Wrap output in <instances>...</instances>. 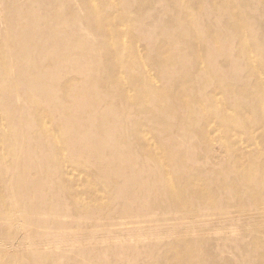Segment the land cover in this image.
<instances>
[{"label": "rangeland", "instance_id": "rangeland-1", "mask_svg": "<svg viewBox=\"0 0 264 264\" xmlns=\"http://www.w3.org/2000/svg\"><path fill=\"white\" fill-rule=\"evenodd\" d=\"M1 1L13 3L14 1L17 0L14 1L0 0V7H1L0 12H2L0 13V54L2 52H10V55L6 59L7 62H9L8 69L10 73H15V75L12 78H9L5 75L3 69L0 67V197L3 199L6 198V196L8 195L9 201H11L12 197L15 196L17 197L18 199L17 202L19 204L17 205L16 202L15 205V202L12 201L10 202L11 204L10 207H12L13 209L17 208L18 213L16 214L15 217L16 219H22L23 217H25L24 220L26 223L25 224L26 230L20 232L17 231L14 232V230L8 229V227L10 226L15 227L16 224L14 223H17V221H13L14 223L12 221L10 223L9 222L7 223V221L5 220L7 219L5 217L6 216L5 209L6 211H8L9 208L7 204L6 206L0 205V215H2L0 216V228H2V230L0 231V240L3 241V244H5L3 246H7V244L12 245L15 243L17 247V249H15L16 251L14 250L15 254L13 251L10 253L4 247L1 250L2 252L0 253L1 255L0 261L5 259L12 261L13 259L14 264H22V263L23 264H54L55 262H62L64 264H109V263L110 264H178L174 260L170 261L167 259L168 256L170 255V252L171 253L174 252L178 254L179 256L178 259H180V256L182 254H185L186 256L184 260H186V264H264V225H263L264 215L257 216L256 219H254L251 216H241L238 218V220L237 218H235L236 221L234 222L211 221L203 226L202 225L197 226L196 224H191L192 220L189 221L190 218L181 220L182 217H185L183 216V213L181 211L182 209H178V207H176L174 204L170 202H168V204L166 203L165 200L167 198H165V196H167L166 195L167 186L164 185H160V187L158 186L157 193L154 196L149 197L150 202H148V200L142 201L143 203L147 202L146 204L148 203L150 204V205L148 204L149 206H147L148 208L150 207L149 208L150 210L148 209L149 211L152 210L153 212L161 213V215L157 216L156 218L162 221L159 224H156L155 222L149 224L152 226L151 228L152 231L151 230L144 231V234L156 233L157 234L156 236H158L159 238L156 239L155 236L149 238L147 240L148 244L139 243V242L137 243V240L133 238H131L130 243L127 242L129 241L128 237L134 233L132 230L128 229L129 226L130 227H142V226L127 224L126 229H124L125 226L119 224L121 223L120 222L121 220L119 219L118 216L119 210L115 211L118 205L117 203L112 202L114 201L113 196H115L118 193L120 186H125L126 188V191L123 193V195L121 194L116 195L117 197L118 196L120 197V198L118 197V201L121 200L119 202L120 204L122 203L121 196H123L125 200L127 199L132 200L131 198L137 195L142 197L143 192H138L139 189L136 191L135 186H133L131 181L127 180L126 177L117 179L115 173L119 168H117L116 165H113L115 167L111 168L112 174L110 172L107 175H105L100 168L99 169L97 168L98 170H96L95 167L89 165L91 163L87 160V157L90 154V149L89 150L86 149L85 144L83 146H80V143L79 145L76 144V146L75 144L74 145L70 144L69 146L70 148L68 149L67 152V149L62 146L60 140H58L60 143L56 139H51L52 141L47 140V138L45 140H42L39 137L35 136L34 133V131L37 132V130L41 131L42 129L47 130V132L48 131L52 132L54 130V132L57 133L58 131L62 130L64 126L67 125L66 122H68L69 125L77 121V124H80L81 127H86V125L83 124L82 121L78 120V118L74 120L75 118L71 119L70 117L71 116L77 117L78 114L82 116V114L86 113L88 109L86 108L84 109L83 107L79 106L77 108L79 110L73 109L74 111L72 110L71 111L72 113L70 112L68 114L70 117H68V115L66 116V114L62 115L61 114V110H62L61 103L63 102L62 100L68 102L73 101L72 98L68 97L67 93L75 84L80 83L77 82L76 80H78L80 74H82L83 71L87 75L89 74V71L91 72L90 74L95 73L94 75L99 76V78L103 82H108L109 81L108 79L111 80L112 79L111 75L113 74V76L116 75L118 79L113 77L114 85H111L112 88L111 90L104 91L103 89H100L99 90L100 97L102 98L105 96L108 97L109 93H110L109 97L111 96L117 97L114 101V105H116V107L120 109L123 108V106L121 105H124V109L122 110H124L125 112L123 113V118L121 119L123 123L122 122L117 123L115 121H111L110 123L106 122L108 125L103 127L105 129L108 128L114 129L116 127L121 129L118 133L114 134V138L116 142H118L117 145L118 149L120 148L119 150L123 152L132 151L135 159L140 163V165L144 166L145 170L148 169L149 171L152 170V172H154L155 175L157 173L156 170L157 168L162 171V168L160 167L161 164L160 163L158 164L157 161L154 160V157L155 155L164 153V151H162L163 147H158V145L156 144V142L159 143L160 141H159V137L156 136V134L153 133V131L147 133L149 131V128L150 129L154 128L155 125L149 122V120L147 119V114L138 111L134 106H132L130 100L129 102L127 101L128 103L125 100L123 101L122 98L120 100L119 95H121V92H123L124 90L121 91V88H119V86H117L116 84L117 82L127 83L128 81L127 74L129 73V71L125 69L126 65L124 64L121 65L122 67H119L118 72L114 70L115 66L117 65L120 66L116 62L118 60L116 56L110 57L111 53L109 52V45L111 44L110 41L114 40L118 44L116 47L117 50L120 52L121 55H124L123 56L124 61L133 64L137 68L143 67L144 69L143 78L146 79L147 82L150 83L152 82V84L156 85L160 90L162 89L165 91L166 89L167 94L169 90V96L165 97V100L170 98L169 101L167 100L168 102H170L169 105L170 106L171 104L180 105L184 109L182 113H180L181 112L180 110H177V113L173 114V116L175 117L173 116L172 118L170 116L166 117V119L163 122H161L167 125L168 123H172V121L170 122V119L172 120L177 119L175 122H178L180 126H183L182 130L178 129L176 135L177 137L179 136L185 137L183 141H180V144H182V146L178 148L179 150L182 151L181 157L182 158L188 157L187 155L190 153L189 154L190 160H188L190 162V165L198 166L202 169L207 168L208 171L204 174L209 175L211 179L220 175L226 180L229 179L228 184L230 183L231 185L233 184L238 185V183L240 182V178L237 176V173L234 172L232 176L228 178L227 176L229 175V165H227L223 169L222 166L214 164L212 157H210L207 161V159H205L204 157V151H203L204 147L200 145L202 144L201 140L203 139V137H205V139L213 138L212 140H220V138H222L220 137V134H223V131L216 128V125L217 124L219 125V123L210 121L212 124L211 127L216 128V130L214 129L215 131L218 132L220 131L219 132L220 134H218L219 137L209 136L208 134L211 133L208 132V130H206L208 127L202 129L199 128L196 136H192L193 130L197 131V129L194 126L189 125L188 122H190V120L188 118H190L191 116L189 115L190 110L189 108L188 110L187 108H185L186 105L190 106L186 104V101H188L187 100L189 97L188 94L190 93L189 89L191 90V88L186 89L185 86H178L177 85L178 76L177 78L172 77L175 72L176 73L181 72L182 74H184L187 71H189L191 69V67L188 66L189 64L188 65L173 64L172 67L175 70L173 68L170 69L172 73L171 76L165 77L164 79L161 80L160 75L162 73V70L160 66L157 65V64L161 65V63L160 62L154 63L151 60V57H156V55L158 54L156 50L158 46L164 43V45L165 44L166 46L169 45L171 48V45H173V43L176 42L177 39H181L182 43L178 46L175 53L177 52L180 55L182 54L185 55L187 53L190 55L191 52L189 49L190 46L194 44H195L194 46H196V44H198V41L194 42L192 39H189L188 37L192 30H195L200 34H203L202 31H204L206 28H210V30L212 31L214 29L223 27L222 22L217 20V17H219L221 13L212 7V4L216 0H195L198 1L196 4L190 3L189 0H114V1L113 0H73L72 1L73 8L71 10L74 12L73 9L76 8L75 5L76 3L81 4L83 8L85 6L86 11L83 12L84 17L82 16L81 21L75 22L73 20V17L71 16L69 17L70 14L69 6H65L63 7L65 9V10L63 9V17L69 19H67L66 24L60 28L64 30L65 36L68 38V41H70L68 48L75 41L73 40L72 36H76L79 39V41H82L80 42L81 43L80 45L82 46L79 53L84 56L82 57L83 59H81L83 63L80 60L81 63L79 62L78 64H75L76 66L66 63L61 64L62 66L61 69L64 70L66 73L63 72L62 74L63 76L62 75L59 76L58 82L60 80L61 82V83L59 82L60 84L58 82L56 84L55 82H52L54 83L51 87L52 95L49 93L48 94L49 98L46 95H44L43 97H37L36 94L42 95L43 93L47 92L46 90L48 86L47 84L46 86L43 84L42 79L49 78L51 76L44 75L43 72H39V73L34 72L33 75L31 76L29 67H27L25 62H28L29 53L32 52L33 48L38 47L40 48V50H42L41 44L49 32L48 29L49 27H51V23L53 25L56 23L57 20L56 18L58 16L57 13L60 12V8L63 4L59 3V1L57 0H20L21 4H18V6H22L23 8L18 7L16 12H12V11L3 12L5 7ZM103 2L111 5L112 7L111 8L104 7V5L102 4ZM123 2H128V5L127 6L122 5ZM95 9H98V12H96L97 10L95 11ZM56 14L57 16H55ZM199 15H201L203 18L201 19ZM255 15L259 17L260 26L264 27V13L262 12V10L261 11L259 10ZM175 18L180 20H187V23L184 25L185 27H181L179 29L177 26L173 25L171 23V20ZM104 20H106V23H104L103 26L104 29H102L104 33L100 34L97 31L98 28L97 26ZM189 21H191L192 25L189 23ZM91 22L93 24H91ZM81 35L85 37L84 39L85 41L82 40ZM259 36L264 37L262 33H260ZM86 41L87 43L88 42L89 43L87 44ZM215 43L218 44L219 41L216 40ZM229 44L230 45L232 44L231 39L228 42V45ZM84 45L86 51H82V49H84L83 48ZM100 45H101V49L99 48ZM16 46L22 47L21 53H19L17 50H14L16 49ZM194 46H192V50ZM217 47H219V44ZM105 48L107 51H105ZM126 48L128 50H126ZM74 49H76V47ZM196 49L199 50L198 48ZM55 50L56 51L62 50V47H57L53 51ZM78 50L79 49L77 48V52ZM200 50L203 53L206 52V48L201 44H200ZM167 51L169 52L167 53ZM82 52L84 53L86 52L85 55L84 53L82 54ZM99 52H101L102 54L100 53L101 55H99ZM171 52L172 51L168 48L162 50L161 53V57H163L162 59L164 58L166 59V57L170 55ZM236 52H237L236 49H234V54ZM100 56H102L103 61L100 58ZM37 57L38 59H36V61L39 65H41L42 64L41 62H43V60L40 59L41 58L40 56ZM42 65L49 66L46 62L43 63ZM66 65L68 68L66 67ZM84 67L87 69H85ZM109 67H111V71L108 69ZM216 68L219 70L220 67H216ZM221 71L222 73L216 74L218 81H222L225 79L223 70ZM101 72L103 73V75ZM136 72L137 75L139 76V72L138 71ZM192 72H195V70H193ZM98 73L100 74L98 75ZM245 73L242 72L238 75L231 76V80L229 79L230 83L231 84L237 83V85L239 86V82H235L234 78L243 76L244 80L242 83L244 84L247 81V76H244ZM158 77L160 78L158 79ZM204 77L205 75H203V78ZM152 78H154L155 81ZM211 78L213 77L211 76ZM38 83H41L40 87H37ZM70 83L72 84L70 85ZM14 85H16V89L12 88ZM59 85L60 87L58 88ZM202 85H205V83H203ZM142 86L147 87L148 85L144 83L142 84ZM115 87H117L118 89ZM219 87L220 86L217 85H213V87H211V85L210 86L205 85L204 89L206 90L204 92L206 93V95H210L213 92H215L214 88L217 89ZM55 88H57L58 90L56 91ZM220 88L221 89L217 90V93H219L218 98L219 100L223 101L222 99L223 94L224 92L226 93L227 91L224 87H220ZM130 91L131 90L129 89L130 98H133L134 93ZM53 95L54 98H56V99L53 98L54 104L51 103ZM55 96H58L59 99H57V97ZM45 97L48 98L49 100L48 99L45 100L46 99ZM141 100L146 101L147 96L142 97ZM46 101H48L49 103H47ZM56 101L58 104H56ZM131 106L134 109L130 108ZM216 107L224 108L225 105L219 104ZM56 108L58 110H56ZM230 108L232 111L231 115H236L237 111L234 110V107L231 106ZM128 109L129 111H127ZM84 110H86V112ZM58 112L60 113L58 114ZM52 114L55 116H53ZM132 116H134L135 118H133ZM244 118L247 119L246 116ZM59 120L60 121L65 120L66 122L64 121L63 123L62 121L60 122ZM140 121H143L145 127H148L147 130L144 132V136H145L144 139L147 140V139H151L152 137L154 138V136H156L155 142L153 140H149L145 142L146 144H148V142L152 143V145L150 144L149 146L151 147L153 151L152 154L154 156L152 155L149 156L150 154L145 153L143 150L144 146L139 141L137 142L134 138V136H136L137 131H132L133 130L132 128L139 127ZM150 124H152L153 126ZM253 128L255 129L254 124H253ZM257 129L259 128H256L257 133L254 131V135L257 136L258 134H264L263 130L261 131L260 129L259 130ZM199 131L201 133H199ZM183 132H185L186 134ZM245 132H246L245 130H241V131L239 130L237 132H234V134L240 137V135H242ZM89 134H91L90 135L91 139L97 138L98 135H104L101 132H97V131L91 132V130ZM181 139L182 138H180V140ZM10 145L13 146L14 149H16L12 153L10 152ZM25 145H31L32 149L22 153L21 149ZM215 145L219 146V144H215ZM61 146L63 147V150L60 155L63 157L65 164L64 162H62L61 156L58 155V149ZM79 146H80L79 150L83 151L84 153L83 155L85 157L84 156L81 157V155L80 156L78 155L79 154L78 152H74L77 150V147ZM213 147L214 145L210 146L209 148H213ZM70 151L72 152V155L70 154L71 153ZM223 152H225V150ZM106 153L111 154L112 152L110 149L109 150L107 149ZM21 156H25L28 158L30 157L32 162L25 163L24 160L23 161L21 160L20 158ZM47 157H49V159ZM219 158L221 159V161L226 160V162H228L227 159L230 157L228 156V158H226L220 155ZM209 161L211 162V164L208 163ZM39 162L42 163L40 164ZM218 162H220V160ZM43 163L45 166L43 165ZM230 163L235 164V162L233 161ZM63 164L66 169L65 171L68 174L67 180L66 179L64 180L66 181L65 184L63 181V177H64L63 175L64 171L62 169ZM81 164H83L84 166ZM87 165L89 166V168ZM42 166L44 168H42ZM55 167H56L55 169L56 171L52 170ZM236 170L238 172L241 171V169L239 168H236ZM54 171L57 174H55ZM96 172L98 173V176L100 175L99 177H97ZM95 174L98 180L96 178H92V176H94ZM36 176L37 177L40 176L43 179V181H45L44 184L45 187H40L35 184L34 179L36 178ZM113 176L114 178H112ZM191 176L200 177L202 176V174L201 172L196 171L193 172ZM105 177L106 178L111 177V178H109L110 179L109 180L106 179ZM144 178H146V176ZM156 178L157 177H154V175H152V178L150 177L149 180L151 182L154 181ZM259 181L262 183L261 180ZM81 182H84L87 185L80 186ZM90 184L93 185L94 189L103 191V193L106 194L102 196L103 199L107 198L106 200L102 201V197H99L97 201L98 203L96 206H97L98 214L100 211L105 213V214L102 213V216L98 215L99 217H96L94 215L95 214L94 212L96 211H94L93 213H89V215L76 212L78 211L77 207L80 206L82 207L87 206L92 208V205L95 204L96 202L94 201V198L92 196L66 194L67 187L71 189H73L74 187V189L79 192H86L88 194H91L88 190V188L92 189ZM249 184H250V180L246 182V185H243L242 188L245 189V192L248 197H249L248 194L251 193L248 188ZM45 190L46 192H50V191H52V193L55 192L56 195L58 196L60 195L61 198H63L65 201H56L51 197H49L47 200H43L40 193L44 192ZM207 190L212 192L209 194L216 195L217 197L218 194H220V192L216 188L214 189L207 188ZM257 192L259 193V195H264V187L261 186ZM61 193L65 197L62 196ZM86 193H82V194H86ZM77 200H79V202ZM107 203H111V204H108L109 205L108 206ZM31 206H37L39 209L31 208ZM167 207H173V208H170V210L168 211H164ZM231 211H237V210L235 208H231ZM19 214H22L23 217H19ZM83 215L86 216L82 217ZM236 215L237 214H234V216ZM86 217L91 218V220L84 219ZM52 218L59 221L58 225L62 226L63 228L62 230L57 228V225L52 222ZM99 218H101V220H97ZM76 220L81 222H77ZM122 220H123L122 222L128 223L130 221L132 222L136 221L137 218L122 219ZM167 220H171V221H167ZM83 221H85V223ZM163 221H167V222L162 224ZM180 221L183 222L186 221L185 225L180 226V228L178 226L177 227L174 226L176 223H179ZM231 224H235L234 227L237 228L236 230L237 232L235 235L231 234L230 228L231 227L233 228V225ZM62 233H64L63 236H61ZM114 237L116 238L118 237L121 241L120 243L121 245L119 244L118 247L115 246L118 249L109 246L112 245L109 244V242L113 240ZM80 238L83 240V242L86 241L90 242V245L86 246L85 248L79 249V244H77V241H80ZM84 239H86V241H84ZM56 242H57L56 247H60V248L54 247V243ZM30 243L34 244L35 246L31 245ZM43 243L50 245L52 248L38 251L35 247ZM125 244L126 246L127 245L128 246L126 247ZM130 244L131 246H129ZM122 245H124V247ZM18 246H27V248L18 247ZM36 258H38V260ZM99 259H102L103 262L105 263L98 262Z\"/></svg>", "mask_w": 264, "mask_h": 264}, {"label": "bare ground", "instance_id": "bare-ground-1", "mask_svg": "<svg viewBox=\"0 0 264 264\" xmlns=\"http://www.w3.org/2000/svg\"><path fill=\"white\" fill-rule=\"evenodd\" d=\"M12 1H14V0H12ZM57 1H59V3H62L63 5L60 8V12L57 13L58 16H57V14L55 15V16H57L56 23L54 25L51 23V27H49V29H48L49 32L41 44L42 50H40V48H38V47L33 48L32 52L29 53L28 62H25L27 67H29L31 76L33 75L34 72H36V73L43 72L44 75H50L51 76L49 78L42 79L43 84L45 86L47 84V86H48V88L46 90L47 92L43 93L42 95L36 94L37 97H43L44 95H46L48 97V94L49 93L51 94V90H52L51 87L54 84L52 82H55V84H56L58 82L59 76H61L63 74V72H65L64 70L61 69L62 63L71 64L74 66L75 64H78L81 59H83L82 57H84L83 55H81L79 53V51L81 50V46H82V45H80L81 44L80 42H82V41H79V39L76 36H72L73 40H75V41H74V43L71 42L72 45H70V47L68 48L70 41H68V38L65 36L64 30L60 27L64 26L66 24L67 19H69V18L63 17V9H64L63 7L69 6V9H70L69 10V13H70L69 17L70 16L73 17V20L75 22L81 21L82 16L84 17L83 12L86 11L85 10L86 7L83 5L84 6V8H83L81 4H79V3L75 4V2H74L77 9L76 8L73 9L74 10V12H73L71 10L73 8V6H72L73 0H57ZM1 2H2V4H4V7H5L3 12H5V11L6 12L7 11L16 12L18 7H22V6H18V4H21L20 0L14 1L13 3L3 2V1H1ZM189 2L196 4L198 1L189 0ZM102 4L106 8L112 7L111 5L106 4L104 2ZM122 5L127 6L128 2H123ZM124 6H122V7H124ZM212 7L221 13L220 16L217 17V20L222 22L223 27L214 29L212 31L210 30V28H206L204 31H202L203 34H200V33L196 32L195 30H192L190 32L189 36L188 35L187 36L189 37V39H192L194 42L198 41V44H196V46H194L195 44L190 46V48H189L191 51L190 55L187 53L185 55L184 54L180 55L177 52L175 53L178 46L182 43L181 39H177V41L174 42L173 45H171V48L169 45H167L168 47L166 46V44L164 45V43H162L160 46H158L156 48V50L158 52V54H157L158 56L156 55V57H151V60L154 63H157V62L161 63V65L157 64L158 66H160V68L162 70V73L160 75L161 80L164 79L165 77L171 76L172 73H171L170 69L173 68L172 67L173 64H176V65H179V64L188 65L189 64L188 66L191 67V69L189 71H187L184 74H182L181 72L180 73L175 72L172 77L177 78V76H178V78H177L178 79L177 80L178 86H185L186 89L191 88V90L189 89V91H190V93L188 94L189 97H188V99L186 98L188 100V101H186V104H188L190 106L186 105L185 108H187V110L189 108V110H190L189 115H191V116H190V118H188L190 120V122H188L189 125H192L197 129V131L193 130L192 136H196L199 128L202 129V128L208 127L206 130H208V132L211 133V134H208L211 137H219L218 134H220L219 133L220 131L219 132L215 131L216 128H218L219 130H222L223 134H220V137H222V138H220V140H212L213 138L212 139H207V138L205 139V137H203L204 140L203 139L201 140L203 145L202 144H200V145L202 147H204V149H203L204 157H205V159H207V161L210 157H212L214 164L222 166L223 169L227 165H229V175L227 177L230 178L232 176V174L234 172H236L237 176L240 178L239 183H242V184H239V183H238V185H234V184L231 185L230 183L228 184L229 179L226 180L220 175H218L215 178L212 177L213 179H211L209 175L204 174L208 171L207 168L202 169L198 166L190 165V162L188 161V160H190V158H189L190 153L189 152H188L189 154L187 155L188 157H185V158L181 157L182 151L179 150L178 148L182 146V144H180V141H183L185 139V137H180V136L177 137L176 135H177L178 129L182 130L183 126H180V124L178 122H175L177 119L176 120L170 119V122L172 121V123H168L167 125H165L161 122H163L166 119V117L170 116L172 118L173 114L177 113V110H180L181 111L180 113H182V111H184V109L180 105L171 104V106L173 105L172 107L169 105L170 102H168V101L170 100V98L167 99L168 101L165 100V97L169 96V90H168V94H167L166 89H165V91L162 89L160 90V89H158V87L156 85L152 84V82L151 83L147 82V80L143 78V73H144L143 67L137 68L133 64H130L129 62L124 61L123 60L124 55H121L120 52L117 50L116 47L118 44L114 40L110 41L111 44L109 45V52L111 53L110 57L116 56L118 59L116 62L120 65V66H118V65L115 66L114 70L118 72L119 67H122L121 65L124 64V65H126L125 69L127 71H129V73L127 74V77H128L127 83H123V82H117V84L115 83L117 86H119V88H121V91L124 90L123 92H121V95H119L120 100H121V98L123 99V101L125 100L126 102L127 101L129 102V100H130V103L132 104V106H134L138 111L147 114V119L149 120V122L153 123L156 126V127L154 126V128H151V129L149 128V131L147 133H150L151 131H153V133H155L156 136L159 137V141H160L159 143L156 142V144L158 145V147H163L162 151H164V153H161V154L157 153L158 155H155V157H154V160H156L158 164L159 163L161 164L160 167L162 168V171L157 168L156 169L157 173L155 175V173L152 172V170H150V171H149V169L145 170L144 166L140 165V163L135 159L132 151L123 152V151L119 150L120 148L118 149V146H117L118 142H116V140L114 138V134L118 133L121 129H119L118 127L114 128V129H109V128L105 129L103 127V126H107L108 125L107 123H110L111 121H115L117 123L122 122L121 119L123 118V113L125 112L124 110H122V109H124V105H121V106H123L122 109L117 108L116 105H114V101L117 97H113V96L109 97L110 93H109L108 97L105 96L106 94L104 95L105 97H103V98L100 97V92H99L100 89H103L104 91H108V90L112 89L111 85H114L113 84V77L117 78L116 75L113 76V74L111 75V77H112L111 80L108 79L109 80L108 82H103L99 78V76L94 75L95 73L90 74L91 72L89 71V74L87 75L83 71V73L80 74V77L78 78V80H76L77 82H80V83L75 84L70 89V91H68V93L66 92L68 94V97L72 98L73 101L68 102V101L62 100L64 103L61 101L62 107L61 106L60 107L62 108V110H61L62 115L66 114V116H67L73 109H77L79 106L83 107L84 109L85 108L88 109L87 112H86V110H84L86 113H83L82 116L78 114L77 117H72V116L70 117L68 115V117H70L71 119L75 118L74 120H76V118H78V120L82 121V123L85 124L86 127H81L80 124H77V121H75V123H73V124L68 125V122H66L65 121L66 119H65L64 121L66 122L67 125L64 126L62 130L59 129L60 131H58L57 133H55L54 130L52 131L54 133H52L50 131L47 132V130H44V129H42L41 131L37 130V132L34 131L35 136L39 137L42 140H45L46 138L49 141H52L51 139H56L57 141L60 140L62 146L67 149V152H68V149L70 148L69 147L70 144H73V145L75 144V146H76V144L79 145V143H80V146H83L85 144L86 149H88V150L90 149V154L87 157V160L91 163L89 165H92V167H95L96 170H98L100 168L101 171L104 172L105 175H107L110 172L112 174L111 168L112 167L114 168L115 166H113V165H116L117 168H119V169H117V171L115 173L117 179L126 177L127 180L131 181L133 186H135L136 191L139 189L138 192H143L142 197L137 195V196L132 197L131 198L132 200H129V199L125 200V198L123 196H121L122 197L121 198L122 199L121 204L119 203L121 200L118 201L119 196L117 197L116 195L117 194L123 195V193L126 191L125 186H120L118 193L115 196H113L114 201H112V202H115L118 205L117 209H115V211L119 210L118 216H119V219L121 220L120 221L121 223H119V224L124 225L125 226L124 229H126L127 224H134V225L142 226V227H130L129 226L128 229L132 230L134 232V233L131 232L133 234H131L128 237L129 241H127V242H129V243L131 242L130 241L131 238L136 239L137 243L138 242L139 243H147V240L151 237H154V236L156 239L159 238L158 236H156L157 235L156 233L155 234H153V233L144 234V231H148V230L152 231V229H151L152 226L149 224L154 223V222L156 224H159L162 221V220H158L156 218L157 216L161 215V213L153 212L152 210L149 211L150 207L148 208L147 206H149L150 204L148 203L149 204L148 205V204H146L147 202L143 203L142 201L148 200V202H150L149 197L154 196L157 193L158 186L160 187V185L167 186V190H166L167 196H165V198H167L165 200L166 203L168 204V202H170V203L174 204L176 207H178V209H182L181 211L183 213V216H185V217H182L181 220H185L186 218H190L189 221L192 220L191 224H196L197 226H199V225L203 226V225H205L211 221H216V222L232 221V222H234V221H236L235 218H237V220H238V218L241 216H251L254 219H256L257 216H263L264 215V195H259V193L257 192L261 186L264 187V134H258L257 136L254 135V131L256 132V128H259L261 131L262 130L264 131V60H262V59H264V37L259 36L260 33H262V35L264 36V27L260 26L259 17L255 15L259 10L260 11L262 10V12L264 13V0H216L212 4ZM260 7H262V8H260ZM98 9H95V11L97 10L96 12H98ZM0 13H2V12H0ZM199 16L201 17V19L203 18L201 15H199ZM53 19H55V18H53ZM104 21H102L97 26L98 27L97 31L100 34L104 33L102 29H104L103 26H104V23H106V20H104ZM171 23L180 29L181 27H185L184 25L187 23V20H180V19L175 18V19L171 20ZM189 23L192 25L191 21H189ZM83 24H85V23H83ZM91 24H93V23L91 22ZM131 29H132V27H131ZM186 34H187V32H186ZM172 38H173V36H172ZM80 39H81V37H80ZM84 39H85V37L82 36V40H84ZM127 39H129V38H127ZM230 39L232 40V44L228 45V42ZM69 40H70V38H69ZM216 40L219 41V43H218L219 47H217L218 44L215 43ZM86 43H87V41H86ZM92 43H94V42H92ZM77 44L80 46H78ZM127 44H129V43H127ZM200 44L206 48L205 53H203L200 50ZM192 46H194L193 50H192ZM57 47H62V50L53 51ZM75 47H76V49H74ZM130 47H132V46H130ZM77 48L79 49L78 52H77ZM83 48L84 49H82V51H86L85 45L83 46ZM99 48L101 49V45ZM165 48L170 49L172 52L170 55H168L166 57V59L165 58L162 59L163 57H161V53H162V50H164ZM184 48H185V46H184ZM196 48H198L199 50H197ZM71 49H74V50H71ZM234 49H236V51H237L235 54H234ZM14 50H17L19 53H21L22 47L16 46V49H14ZM126 50H128V49L126 48ZM105 51H107L106 48H105ZM139 52H140V50H139ZM168 52L169 51H167V53ZM83 53L84 52H82V54ZM85 53H84V55H85ZM89 53H91V52H89ZM100 53L101 52H99V55L102 54V53L101 54ZM9 55H10V52H2L0 54V67L3 69V71L7 77L12 78L15 75V73H10V71L8 69L9 62H7L6 59ZM37 56H40L41 57L40 59L43 60V62H41L42 64L46 62L49 66L42 65V64L39 65L36 61V59H38ZM100 58L102 59V56H100ZM95 59H97V58H95ZM94 61H96V60H94ZM102 61H103V59H102ZM246 61H247V63H246ZM81 62H82V60H81ZM86 62H88V61H86ZM64 67H65V65H64ZM66 67H67V65H66ZM216 67H220L219 70ZM69 68H71V67H69ZM94 68H96V67H94ZM85 69H87V68H85ZM90 69H91V67H90ZM90 69H88V70H90ZM108 69L111 71V67H109ZM174 70H173V72H174ZM193 70H195V72H192ZM221 70H223V74L225 76L224 77L225 79L222 81H218L216 74L222 73ZM69 71H71V70H69ZM136 71L139 72V76L137 75ZM245 71H246V73H245ZM242 72L245 73L244 76H247V81L243 84L242 83L244 80L243 76L235 77L234 80H235V82H239V86L237 85V83L231 84L229 81V79L231 80V76L238 75ZM67 73H68V71H67ZM99 74L100 73H98V75ZM68 75H70V74H68ZM102 75H103V73H102ZM203 75H205L204 78H203ZM147 76H150V75H147ZM211 76L213 78H211ZM159 78L160 77H158V79ZM152 79H154V78H152ZM149 80H151V79H149ZM69 81H70V79H69ZM151 81H153V80H151ZM154 81H155V79H154ZM59 82H60V80H59ZM170 82H171V80H170ZM202 82L205 83V85H208V86L211 85V87H213V85L224 87L227 92L226 93L224 92V94H223V97H222L223 101L219 100V98H218L219 93H217V90L221 89L220 87L217 89L214 88L215 92H213L210 95H206V93L204 92L206 90V89H204L205 85H202L203 84ZM72 83H70V85ZM144 83H146L148 86L143 87L142 84H144ZM40 84L41 83H38L37 87H40ZM59 87H60V85L58 86V88ZM168 87H167V89H168ZM12 88L16 89V85H14ZM68 88H70V87H68ZM115 88H117V87H115ZM55 89H56V91L58 90L57 88H55ZM129 89L131 90L130 92L134 93L133 98H130ZM58 94H60V93H58ZM144 96H147L146 101L141 100L142 97H144ZM55 97H57V99H59L58 96H55ZM48 98H46L45 100H47ZM53 98H54V95L52 97L51 103L54 102ZM54 99H56V98H54ZM46 102L49 103L48 101H46ZM56 104H58L57 101H56ZM59 104H60V102H59ZM219 104H223V105H225V107L224 108H217L216 106ZM42 106H43V104H42ZM132 106L130 108H132ZM231 106L234 107V110L237 111L236 115H231V112H232L231 108H230ZM132 109H134V108H132ZM46 110H48V109H46ZM56 110H58V109L56 108ZM77 110H79V109H77ZM127 111H129V109ZM32 113H33V110H32ZM59 113L60 112H58V114ZM58 114H56V115H58ZM133 114H134V112H133ZM30 115H31V113H30ZM53 116H55V115H53ZM245 116L247 117V119L244 118ZM132 117L135 118L134 116H132ZM132 117H131V119H132ZM173 117H175V116H173ZM61 119H62V117H61ZM64 121H62V122L64 123ZM143 121H144V119H143ZM143 121L139 122V127H133L132 128L133 129L132 131H137L136 136H134V138L137 142L139 141L144 146L143 150L145 153L150 154L149 156H151V155L154 156L152 154L153 151H152L151 147L149 146L150 144L152 145V143L148 142V144H146L145 142H147L149 140H153L155 142L156 136H154V138L152 137L151 139H147V140L144 139L145 138L144 132L147 130L148 127H145ZM210 121L218 122L219 125L217 124L216 128H212L211 127L212 124ZM130 124H131V122H130ZM253 124L255 125V129L253 128ZM150 125H152V124H150ZM35 126H36V124H35ZM259 129H257V130H259ZM90 130H91V132H95V131L101 132L104 135H98L97 138L91 139V137H90L91 134H89ZM239 130L240 131L245 130L246 132L243 133L242 135H240V137H238L236 134H234V132H237ZM183 133H185V132H183ZM199 133H201V132L199 131ZM180 138H182V139L180 140ZM215 144H219V146H217ZM213 145H214L213 148H209L210 146H213ZM62 146L58 149V155L59 156H61L60 154L63 150ZM80 146L77 147V150L75 148L76 151H74V152H78L79 153L78 155L79 156L81 155V157H82V156H84L83 155L84 153H83V151L79 150ZM30 149H32L31 145H25L22 147L21 152L23 153L27 150L29 151ZM107 149L108 150L110 149L112 153L107 154L106 153ZM15 150L16 149H14V147L10 145V152L12 153ZM224 150H225V152H223ZM108 152H110V151H108ZM194 152H196V151H194ZM70 154L72 155V152ZM226 154L230 158H228V156ZM220 155L228 158L227 159L228 162H226V160L221 161V159L219 158ZM20 158L22 161L24 160L25 163H27V162L31 163L32 162L30 157L28 158L25 156H21ZM47 158L49 159V157H47ZM61 160H62V162H64V159L62 156H61ZM151 160H153V159H151ZM219 160H220V162H218ZM145 161H146V159H145ZM232 161L235 162V164L230 163ZM39 163L41 164L42 162H39ZM208 163L211 164L210 161ZM64 164H65V162H64ZM64 164L62 166V169L64 171L63 172L64 173L63 174L64 175L63 181L65 179L67 180V175H68L67 172L65 171L66 169L64 167ZM43 165H44V163H43ZM81 165H83V164H81ZM46 166H48V165H46ZM42 168H44V167L42 166ZM88 168H89V166H88ZM236 168L241 169V171L238 172L236 170ZM55 169H56V167L52 170H55ZM196 171L201 172L202 176L192 177L191 176L192 173L196 172ZM97 172H96L97 177H99L100 175L98 176ZM55 174H57V173L55 172ZM96 174L94 175L95 177L92 176V178L97 179ZM152 175H154V177H157V178L154 181L150 182L149 179H150V177L152 178ZM40 176H38V177L36 176V178L34 179L35 184L37 186H40V187H45L44 186L45 181H43V179ZM145 176H146V178H144ZM85 178H87V177H85ZM92 178H90V179H92ZM109 178H111V177H109ZM109 178H106V179H109ZM112 178H114V176ZM48 179H49V177H48ZM97 180H96V183H97ZM249 180H250V184H249L248 188H249V191L251 193H249L248 195L250 198L247 196L245 189H242L243 185H246V182H248ZM259 180H261L262 183ZM65 182L66 181H64V184H65ZM47 183H49V182H47ZM81 185H87V184L84 182H81L80 186ZM102 185H104V184H102ZM59 186H60V184H59ZM90 186L92 187V189L88 188V190L91 194H88L86 192H79V191L75 190L74 187H73V189L68 188V187H67L68 189L66 188V194L67 195H81V196L89 195V196H92L94 198V201H96L95 204H93V205L91 204L92 208L87 207V206L77 207V210H78V211H76L77 213L80 212L82 214L89 215V213H93L94 211L97 212L98 210H97L96 205L98 203L97 201H98L99 197L106 195L105 193H103V191H99V190L94 189L93 185L90 184ZM207 188H211V189L216 188L220 192V194H218V197L216 195H211L209 193H212V192L208 191ZM55 190H56V188H55ZM53 193H52V191L46 192V190H45L44 192H42L40 194H41V197L43 200H47L49 197H51L52 199H54L56 201H65L63 198H61L60 195L58 196V195H56L55 192H53ZM82 193H86V194H82ZM61 195H62V193H61ZM62 196H64V195H62ZM156 196H158V195H156ZM106 199H103V197H102V201L106 200ZM17 200L18 199L15 196V197L11 198V201H9L8 195L6 196V198L0 199V205L6 206V204H7L8 208H9L8 211H6V209H5V212H6L5 217L7 218L5 220L7 221V223L8 222L10 223L11 221L12 222L17 221V223L13 222L14 224H16L15 227L14 226L8 227V229L14 230V232L15 231L20 232V231L26 230V226H25L26 223L24 220L25 217H23L22 214H19V217H23V218L22 219H16L15 217H16V214L18 213V210H17V208L13 209L12 207H10V205H11L10 202L14 201L15 205H16ZM158 200H159V197H158ZM77 201L79 202V200H77ZM18 204L19 203L17 202V205ZM108 204H111V203H107V205ZM176 207H174V208H176ZM31 208L39 209L37 206H31ZM170 208H173V207H167L166 208L167 210L165 209L164 211H168V210H170ZM231 208H235L237 211H231ZM33 210H32V212H33ZM96 212H94L95 213L94 215L96 217H99L98 215L102 216V213L105 214L104 212H101V211L99 212V214H98V212L97 213ZM234 214H237V215L234 216ZM0 216H2V215H0ZM85 216L83 215L82 217H85ZM175 217H176V214H175ZM79 218H81V217H79ZM133 218H137V220L134 222L130 221L128 223L122 222L123 221L122 219H133ZM84 219L91 220V218H89V217H86ZM97 220H101V218H99ZM108 220H109V218H108ZM167 221H171V220H167ZM167 221H163L162 224H164ZM52 222L57 225V228H59L61 230L63 229L61 225H58L59 224L58 220L52 218ZM77 222H81V221H77ZM83 222L85 223V221H83ZM185 222L180 221L179 223H176L174 226H176V227L178 226L180 228V226L185 225ZM263 223H264V221H263ZM231 225H233V228L232 227L230 228L231 234L235 235L237 232L236 231L237 228L234 227L235 224H231ZM1 230H2V228H0V231ZM63 235H64V233L61 234V236H63ZM220 235H222V234H220ZM81 240L82 239L80 238V241H77V244H79V249L85 248L86 246L90 245V242H87L86 239H84V241H86V242H83V240L82 241ZM120 243H121L120 239L118 237L117 238L114 237L113 240H111L109 242V244H112V245H109V246L117 248ZM123 243H125V242H123ZM56 244H57V242L54 243V247H56ZM71 244H69V245H71ZM95 244H97V243H95ZM3 245H5V244H3V241L0 240V253L2 252L1 250L5 247L10 253L13 251L15 254V251H16L15 249H17L15 243L12 245L7 244V246H3ZM31 245H34V244H31ZM115 246H117V247H115ZM122 246L124 247V245H122ZM122 246H121V248H122ZM125 246H126V244H125ZM129 246H131V244ZM18 247L27 248V246H18ZM35 248L39 251V250L51 249L52 247L48 244L43 243V244L37 245ZM56 248H60V247H56ZM21 254H24V253H21ZM185 256H186L185 254H182L180 256V259H178L179 256L177 253H174V252L171 253L170 252V255L168 256L167 259L170 261L174 260L178 264H186V260H184ZM11 257H12V255H11ZM2 259H3V257H2ZM36 259L38 260V258H36ZM98 262L105 263V262H103L102 259H99ZM0 264H14V262H13V259H12V261L5 259V260H1ZM54 264H64V263L55 262Z\"/></svg>", "mask_w": 264, "mask_h": 264}]
</instances>
